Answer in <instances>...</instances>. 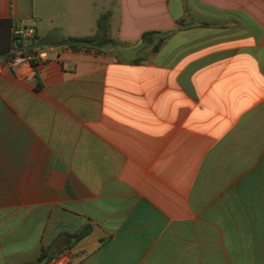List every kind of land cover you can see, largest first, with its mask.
Here are the masks:
<instances>
[{"label": "crops", "instance_id": "obj_1", "mask_svg": "<svg viewBox=\"0 0 264 264\" xmlns=\"http://www.w3.org/2000/svg\"><path fill=\"white\" fill-rule=\"evenodd\" d=\"M68 1L0 0V264H264V0Z\"/></svg>", "mask_w": 264, "mask_h": 264}, {"label": "trees", "instance_id": "obj_2", "mask_svg": "<svg viewBox=\"0 0 264 264\" xmlns=\"http://www.w3.org/2000/svg\"><path fill=\"white\" fill-rule=\"evenodd\" d=\"M12 27V22L10 20H0V30L3 28H7L11 30ZM6 29V30H7ZM5 30V29H4ZM102 31V26L99 25V33L94 36V37H89V38H75V37H70L65 41V44L71 48L72 50H81L84 48H89L90 45L100 37V32ZM1 36L6 35V33L2 32L0 33ZM170 33H164V32H147L144 33L141 42H145L148 39L154 37V43L152 45L151 50L153 52H156L163 44L164 42L168 39ZM7 40L6 44H1L0 43V57L3 59L9 61L12 58L16 56H25L33 52L35 49H27V46L23 44V39L15 36L13 32L10 31L9 37H4ZM38 39L36 38L34 41H37ZM34 63V61H32ZM90 228H86L83 232H81L80 237L84 236L85 234L89 233ZM41 260L35 262V263H30V264H39Z\"/></svg>", "mask_w": 264, "mask_h": 264}, {"label": "built area", "instance_id": "obj_3", "mask_svg": "<svg viewBox=\"0 0 264 264\" xmlns=\"http://www.w3.org/2000/svg\"><path fill=\"white\" fill-rule=\"evenodd\" d=\"M13 34L22 38L23 40L34 41L36 39L37 31L33 27H16L13 29ZM33 52L25 56H16L9 60L10 64L20 65L27 62L36 61L40 54L37 52L38 48H34ZM73 259V252L71 249H66L55 255L50 264H71Z\"/></svg>", "mask_w": 264, "mask_h": 264}, {"label": "water", "instance_id": "obj_4", "mask_svg": "<svg viewBox=\"0 0 264 264\" xmlns=\"http://www.w3.org/2000/svg\"><path fill=\"white\" fill-rule=\"evenodd\" d=\"M62 32L60 29H54L45 37L38 39L27 46V49H34L43 46L60 45L62 43Z\"/></svg>", "mask_w": 264, "mask_h": 264}, {"label": "rangeland", "instance_id": "obj_5", "mask_svg": "<svg viewBox=\"0 0 264 264\" xmlns=\"http://www.w3.org/2000/svg\"><path fill=\"white\" fill-rule=\"evenodd\" d=\"M79 2L81 1H78V0H69L68 3H69V8H68V11L70 14L74 15V16H78V15H85L86 17L88 18H91V15L88 14L90 12V9L88 10L87 8V11L84 12V9H82V7L80 8L79 6ZM70 25H67L66 28H68ZM67 40V37L65 35V40Z\"/></svg>", "mask_w": 264, "mask_h": 264}]
</instances>
